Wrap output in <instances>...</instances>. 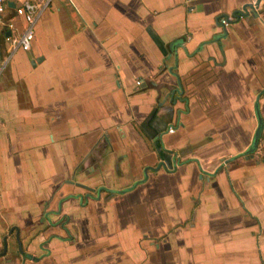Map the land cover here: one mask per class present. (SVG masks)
Segmentation results:
<instances>
[{
    "label": "crops",
    "instance_id": "0c3cea01",
    "mask_svg": "<svg viewBox=\"0 0 264 264\" xmlns=\"http://www.w3.org/2000/svg\"><path fill=\"white\" fill-rule=\"evenodd\" d=\"M255 1L52 0L8 60L0 25V264H264V0L217 23Z\"/></svg>",
    "mask_w": 264,
    "mask_h": 264
},
{
    "label": "built area",
    "instance_id": "2783aa9c",
    "mask_svg": "<svg viewBox=\"0 0 264 264\" xmlns=\"http://www.w3.org/2000/svg\"><path fill=\"white\" fill-rule=\"evenodd\" d=\"M5 1L6 0H0V16L4 14ZM51 1L52 0H27L21 5L14 7V17L21 18L24 24L20 32L15 34V36H12L10 34L11 30H15L11 22L8 21L3 23L0 20V25L3 26L4 29H6V31L8 32V36L4 38V42L8 46L6 60H8L16 52H27L30 49L31 42L33 40L35 24L41 18L43 13L49 8ZM246 10L249 11V9ZM239 12L242 13L241 9L239 10ZM241 18L242 15L236 13L235 15H232L230 17L218 18L217 23L218 26L225 29L228 24ZM135 86H139V81H135ZM167 132L169 134H172L173 129L168 128Z\"/></svg>",
    "mask_w": 264,
    "mask_h": 264
},
{
    "label": "water",
    "instance_id": "95a60500",
    "mask_svg": "<svg viewBox=\"0 0 264 264\" xmlns=\"http://www.w3.org/2000/svg\"><path fill=\"white\" fill-rule=\"evenodd\" d=\"M260 0H256L255 2H253L252 4L253 5H251L250 3L249 4H246V5H244L243 7H241V11H242V13H240L239 11L237 12V14H240V15H242V17L243 16H246L247 14H249V13H253L254 11H255V9L257 8V4H258V2H259ZM246 9H249V11H247ZM6 36H7V34H6ZM35 62H37V61H35ZM32 65H33V63H32ZM256 122H257V128H256V130H255V132H254V134H253V139H252V143H251V145H250V147L243 153V155L244 156H250V155H252L254 152H255V150H256V146H257V142H258V139H259V137H260V134H261V131H262V123H261V120H260V118L256 115ZM163 168V165H162V163H158V165L154 168V169H151V168H148V170L149 171H157L158 169H160V168ZM147 169H144V171H146ZM145 173V172H144ZM137 183H135L133 186H135ZM79 186V185H78ZM132 186V187H133ZM80 187V186H79ZM82 188H84L85 190H89L90 192H93L94 190H92V189H87V188H85V187H82ZM97 192V194H98V190L96 191ZM117 194H121V192H118ZM2 244H3V251H2V255H4V253H5V251H6V242H5V238H3L2 239ZM15 244H16V249H17V251H18V253H22V251H21V248H20V244H19V242H18V240H17V235H15Z\"/></svg>",
    "mask_w": 264,
    "mask_h": 264
},
{
    "label": "trees",
    "instance_id": "16d2710c",
    "mask_svg": "<svg viewBox=\"0 0 264 264\" xmlns=\"http://www.w3.org/2000/svg\"><path fill=\"white\" fill-rule=\"evenodd\" d=\"M264 145V133H262L259 137V140H258V143H257V148L260 147L261 145ZM105 145L102 143V144H97L95 145L91 150L90 152L88 153V156H87V162L91 165L93 164L97 159H99L105 152ZM174 160V159H173ZM258 160L261 161V160H264V155L262 156H259L258 157ZM173 162V161H172ZM173 164H180V163H176L175 160H174V163Z\"/></svg>",
    "mask_w": 264,
    "mask_h": 264
},
{
    "label": "rangeland",
    "instance_id": "374dc122",
    "mask_svg": "<svg viewBox=\"0 0 264 264\" xmlns=\"http://www.w3.org/2000/svg\"><path fill=\"white\" fill-rule=\"evenodd\" d=\"M19 1V0H18ZM259 151L260 152H264V145L262 144L259 148H258V150L257 151H255V153L254 154H258L259 153Z\"/></svg>",
    "mask_w": 264,
    "mask_h": 264
}]
</instances>
